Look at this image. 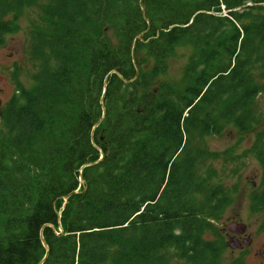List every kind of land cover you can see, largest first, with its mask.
Returning a JSON list of instances; mask_svg holds the SVG:
<instances>
[{"label":"trees","instance_id":"1","mask_svg":"<svg viewBox=\"0 0 264 264\" xmlns=\"http://www.w3.org/2000/svg\"><path fill=\"white\" fill-rule=\"evenodd\" d=\"M263 1L46 0L31 52L54 64L9 100L0 136V264H39L41 237L42 264H213L229 198L192 142L260 124L264 16L243 21ZM24 3L0 0V46ZM184 39L198 55L177 91L160 76Z\"/></svg>","mask_w":264,"mask_h":264},{"label":"rangeland","instance_id":"2","mask_svg":"<svg viewBox=\"0 0 264 264\" xmlns=\"http://www.w3.org/2000/svg\"><path fill=\"white\" fill-rule=\"evenodd\" d=\"M28 1L25 0L17 14V30L6 35L4 45L0 46V136L6 133L4 116L9 100L19 92L20 87L28 91L33 89L34 75L44 62L48 65L54 64L47 50L43 51V56L39 55L36 58L31 52L33 32H47L44 16V7L47 2L33 0L28 4ZM256 5H260L261 9L254 11L249 19L243 22L247 23L255 16H264V1ZM238 12L243 13L241 9H238ZM226 14L222 12L223 16ZM12 15L10 13V16ZM148 41L149 39L144 43ZM137 53L138 62L145 64L141 69L149 71L156 62L155 57L149 55L144 47H140ZM197 55L198 51L192 40L179 41L166 61V69L160 76V82L177 91H182L188 85L185 73L191 66V58H196ZM256 110L260 113V124L252 126L248 131H239L232 123L222 122L220 123L222 130L219 134L198 137L192 142L193 147L210 154L198 166L199 172L202 175L207 173L206 176L209 174L210 177H206L207 182L210 185H221L229 198L227 205L211 220L213 231L207 235V238L219 248L213 264H234L235 262L264 264V207L258 209L252 196L259 193V189L260 195L262 194L264 182V165L258 155L259 149L264 151V93L257 100ZM259 135H261L260 142L263 144L260 148L258 143L256 146ZM228 220L235 222L240 220L246 225V232L241 236L244 237L243 239L248 236L252 238L247 246L237 250L228 247L226 234L220 232L225 228ZM258 250H262V253L257 254ZM180 264L183 263L180 262Z\"/></svg>","mask_w":264,"mask_h":264},{"label":"water","instance_id":"3","mask_svg":"<svg viewBox=\"0 0 264 264\" xmlns=\"http://www.w3.org/2000/svg\"><path fill=\"white\" fill-rule=\"evenodd\" d=\"M118 76L119 78H121L119 74ZM99 122L100 121H98L94 125V128L98 126ZM66 198L67 197H65V200ZM246 228H247L246 225H244L242 222H235V221L228 220L225 228L220 230L221 234H226L225 237H226L227 245L230 249L237 250L240 247L247 246L250 243V240H251L250 236H248V238L243 239L242 242H240V240L237 238V236L244 235V233L246 232ZM41 241H42L43 247L46 250V254L44 258L39 262V264H42L44 262L45 257L47 255V251H48V248L46 244L44 243L42 237H41Z\"/></svg>","mask_w":264,"mask_h":264},{"label":"flooded vegetation","instance_id":"4","mask_svg":"<svg viewBox=\"0 0 264 264\" xmlns=\"http://www.w3.org/2000/svg\"><path fill=\"white\" fill-rule=\"evenodd\" d=\"M238 222H241V221L238 220ZM243 238H244L243 236H239V237H238V239L240 240V242H242ZM251 240H252V238H251ZM251 240H250V242H251ZM263 248H264V247H263ZM259 253L261 254V253H262V250H258L257 254H259Z\"/></svg>","mask_w":264,"mask_h":264}]
</instances>
